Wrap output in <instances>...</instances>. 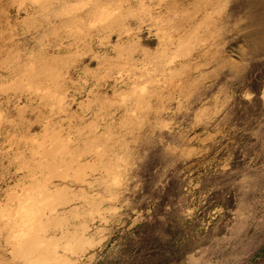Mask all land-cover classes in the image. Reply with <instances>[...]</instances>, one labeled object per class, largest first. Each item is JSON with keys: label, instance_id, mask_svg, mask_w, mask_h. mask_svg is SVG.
<instances>
[{"label": "rangeland", "instance_id": "374dc122", "mask_svg": "<svg viewBox=\"0 0 264 264\" xmlns=\"http://www.w3.org/2000/svg\"><path fill=\"white\" fill-rule=\"evenodd\" d=\"M0 264H264V0H0Z\"/></svg>", "mask_w": 264, "mask_h": 264}]
</instances>
